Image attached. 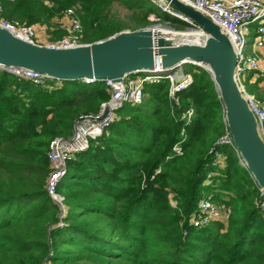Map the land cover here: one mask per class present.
<instances>
[{"label": "trees", "instance_id": "16d2710c", "mask_svg": "<svg viewBox=\"0 0 264 264\" xmlns=\"http://www.w3.org/2000/svg\"><path fill=\"white\" fill-rule=\"evenodd\" d=\"M116 1L139 13L137 25L153 13L176 30L190 28L150 0H3L2 15L49 25L80 5L82 43L92 44L122 31L110 16ZM184 66L193 84L178 108L168 81L148 84L140 105L125 104L106 132L68 162L57 188L66 207L63 227L60 207L45 190L49 144L69 136L79 116L97 113L109 92L104 82L32 85L0 72V264H264V214L232 149L223 150L216 186H202L208 149L225 129L224 110L210 74ZM190 105L194 117L177 155L184 123L172 112L179 116ZM205 192L228 217L193 228L189 219Z\"/></svg>", "mask_w": 264, "mask_h": 264}, {"label": "built area", "instance_id": "2783aa9c", "mask_svg": "<svg viewBox=\"0 0 264 264\" xmlns=\"http://www.w3.org/2000/svg\"><path fill=\"white\" fill-rule=\"evenodd\" d=\"M162 12H165L190 25L189 32L208 36L205 31L194 25L187 18L173 12L163 4L161 0H150ZM206 16L219 30L229 39L237 58L235 80L239 91L252 112L258 133L264 142V100L256 98L248 93L243 84V78L248 77L251 83L264 77L262 56L264 53V0H178ZM79 6L71 7L58 18V28L65 32L61 38L47 41L43 46L48 48H73L82 43V26L76 14ZM3 0H0V28L9 32L15 38L33 45L39 43L35 26L19 25L8 21L3 17ZM253 26V29H250ZM253 33L250 51L247 52L248 37ZM0 72L11 75L20 81L29 82L32 85H44L53 81L52 77L38 72L18 67H6L0 65ZM168 81V97L175 107L180 106V94L193 84V78L186 73L182 66L167 72L161 66L160 59L152 70L135 71L125 75L121 81L114 83L111 80L104 81L110 98L103 102L97 113L81 115L74 123L69 136L53 139L49 144L48 161L50 172L46 179L45 190L50 199L60 207L59 227H63L66 215L64 198L57 192L62 179L67 174V165L77 154L86 152L91 141H95L117 120L116 112L125 104L140 105L144 100V87L148 84H158ZM89 81H86L88 84ZM108 113L103 116L104 110ZM175 119L181 120L184 125L180 131L181 140L174 146L173 151L181 155V145L186 138V127L189 126L193 117L194 109L190 105L179 116L172 112ZM224 131L210 146L207 152L210 171L203 180V188L216 186V180L221 177L220 170L224 168L227 159L224 149H232L241 162L233 138L224 120ZM254 182V180H253ZM254 187L257 198L255 208L264 214V190L255 182ZM213 194L205 192L197 202L195 211L189 219V225L193 228H205L211 223L228 217V211L223 205L213 201ZM174 207V204H172ZM186 234V233H185Z\"/></svg>", "mask_w": 264, "mask_h": 264}, {"label": "water", "instance_id": "95a60500", "mask_svg": "<svg viewBox=\"0 0 264 264\" xmlns=\"http://www.w3.org/2000/svg\"><path fill=\"white\" fill-rule=\"evenodd\" d=\"M208 36L161 28L119 32L73 48L33 45L0 28V65L25 68L57 81L114 83L135 71L152 70L160 59L167 72L187 64L207 71L224 110L240 164L264 190V142L235 80L237 58L229 39L206 16L178 0H161ZM87 84V83H86ZM104 110V117L108 113Z\"/></svg>", "mask_w": 264, "mask_h": 264}, {"label": "rangeland", "instance_id": "374dc122", "mask_svg": "<svg viewBox=\"0 0 264 264\" xmlns=\"http://www.w3.org/2000/svg\"><path fill=\"white\" fill-rule=\"evenodd\" d=\"M70 8H68V9H70ZM79 9H81L80 5H79ZM76 14L79 18V12L77 10H76ZM63 15H64V13H63ZM110 16L112 18H114L115 21H117L121 24L122 31H125V32H132V31L145 30V29H154V28H163V29H166L168 31H179V32H189L190 31V29H187V28L185 30H176V29L172 28L169 24L161 22L160 19L153 13L148 14L147 17H145L144 23H141V25H137L138 23H137L136 19L139 16V13L133 12V10L128 9L127 7H125V5H123L121 2H118V1H116L112 4V6L110 8ZM14 23H16V22H14ZM57 23H58V18L56 17L52 20V22L49 25H36L35 24L36 27L40 28V38H38V40L42 45L45 44L49 40L57 38L54 36V33L61 31L58 28ZM19 25H27V24L26 23H22V24L19 23ZM35 25H27V26H35ZM250 29L252 30L253 26H250ZM122 31H120V32H122ZM82 39H83V32H82ZM252 40H253V33L248 37L247 52L250 51V45H251ZM182 69L186 70L185 66ZM263 69H264V53H263ZM248 80H249L248 77L243 78V84L245 86L246 91L250 94H253L255 97H260V98L264 99V96L261 95V93L264 91V88H258L254 92L253 89L251 88V85L249 84ZM206 191H208V190H206ZM256 198H257V192H256V195H254V197L252 199L253 204H254ZM63 202H64V200H63Z\"/></svg>", "mask_w": 264, "mask_h": 264}, {"label": "crops", "instance_id": "0c3cea01", "mask_svg": "<svg viewBox=\"0 0 264 264\" xmlns=\"http://www.w3.org/2000/svg\"><path fill=\"white\" fill-rule=\"evenodd\" d=\"M39 29V30H38ZM35 30H36V36H37V39L40 38V28L39 27H36L35 25ZM39 41V40H38ZM40 43V42H39ZM262 67H263V56H262ZM264 70V69H263ZM249 84L251 85V88L253 89V91L255 92L258 88H264V77L261 78L260 81H257L255 83H251L249 81ZM256 84V85H255ZM253 95V94H252ZM262 96H264V91L261 93ZM258 99H261V100H264L263 98H260V97H256ZM222 170V169H221ZM220 170V172H221Z\"/></svg>", "mask_w": 264, "mask_h": 264}, {"label": "bare ground", "instance_id": "6f19581e", "mask_svg": "<svg viewBox=\"0 0 264 264\" xmlns=\"http://www.w3.org/2000/svg\"><path fill=\"white\" fill-rule=\"evenodd\" d=\"M161 29H163V28H161ZM163 30H166V29H163ZM188 34H190L191 32H187ZM235 145V144H234ZM241 165V164H240Z\"/></svg>", "mask_w": 264, "mask_h": 264}]
</instances>
